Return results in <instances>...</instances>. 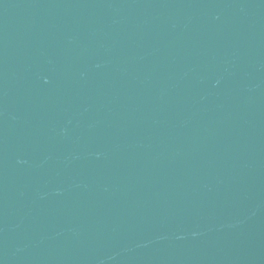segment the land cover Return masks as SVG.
I'll list each match as a JSON object with an SVG mask.
<instances>
[{"label":"water","instance_id":"water-1","mask_svg":"<svg viewBox=\"0 0 264 264\" xmlns=\"http://www.w3.org/2000/svg\"><path fill=\"white\" fill-rule=\"evenodd\" d=\"M0 264H264V0H0Z\"/></svg>","mask_w":264,"mask_h":264}]
</instances>
